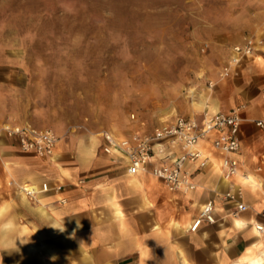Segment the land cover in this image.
I'll use <instances>...</instances> for the list:
<instances>
[{"label": "rangeland", "instance_id": "obj_1", "mask_svg": "<svg viewBox=\"0 0 264 264\" xmlns=\"http://www.w3.org/2000/svg\"><path fill=\"white\" fill-rule=\"evenodd\" d=\"M247 37L264 45V0H0V102L59 137L149 130L199 93L240 105L220 71Z\"/></svg>", "mask_w": 264, "mask_h": 264}, {"label": "crops", "instance_id": "obj_2", "mask_svg": "<svg viewBox=\"0 0 264 264\" xmlns=\"http://www.w3.org/2000/svg\"><path fill=\"white\" fill-rule=\"evenodd\" d=\"M237 69L230 102L246 105L245 118H264V45ZM198 96L190 102L194 112L208 104L211 111L233 107L219 104L208 92ZM9 119L5 102H0V126ZM251 125L242 124L236 154L239 174L249 173L252 181L243 183L235 176L244 185L248 205L240 219L229 215L232 203L218 200L226 183L215 152L208 151L211 160L203 166L188 164L197 187L185 194L169 191L149 174H129L125 163L99 149V136L63 132L51 159L23 152L12 138L0 136V243L30 237L25 245L17 240L19 251L3 253L0 264H231L252 242L262 241L251 225L264 223L260 192L251 183L264 184V129ZM42 182L63 187L33 199L20 189L26 183L38 188ZM210 198L215 200L216 222L190 231ZM62 221L64 232L50 227Z\"/></svg>", "mask_w": 264, "mask_h": 264}, {"label": "built area", "instance_id": "obj_3", "mask_svg": "<svg viewBox=\"0 0 264 264\" xmlns=\"http://www.w3.org/2000/svg\"><path fill=\"white\" fill-rule=\"evenodd\" d=\"M254 37H247L243 42L234 44L228 56L227 63L222 66L221 77L238 75V66L242 60L252 56L257 50ZM209 85L212 82L209 81ZM244 103L227 110H217L212 113L201 111L186 115L176 114L158 120L149 130H136L127 134H115L103 130L98 132L100 137L99 149L114 158L115 162H123L129 174L144 173L161 180L169 191H181L185 194L197 187L193 172L188 164L199 162L205 165L211 160L210 152L219 154V170L226 188L218 196L220 202L234 205L229 213L231 218L240 219V213L248 208L244 201V185L235 180L240 172L239 160L236 157L241 150L242 124L252 122L259 129H264V118H245ZM0 136L12 138L23 152L34 153L41 158L51 159L60 140L59 135L49 127H38L30 124L8 121L0 126ZM208 149V150H207ZM210 151V152H208ZM261 170V165L255 168ZM249 180V173H241ZM250 181V182H249ZM79 182H83L80 179ZM261 196L264 217V184L255 183ZM62 183L51 186L42 182L37 188L33 184L20 186L22 192L33 199L40 192L53 189L62 190ZM65 202L64 198L59 199ZM215 200L207 199L200 207L199 213L189 226L195 231L203 222L214 223ZM254 234L262 238V256H264V223L251 222Z\"/></svg>", "mask_w": 264, "mask_h": 264}, {"label": "bare ground", "instance_id": "obj_4", "mask_svg": "<svg viewBox=\"0 0 264 264\" xmlns=\"http://www.w3.org/2000/svg\"><path fill=\"white\" fill-rule=\"evenodd\" d=\"M195 105H198V104H195ZM205 109H206L207 113L214 112V111H211L209 104L205 108H202L200 111H204ZM200 111H198V112H200ZM164 112H165V114L170 115L171 113H174L175 110H174V108L170 107V108L166 109ZM165 117H167V116H163V117H161V119H163ZM239 176L242 177L240 180L241 182L245 183L247 181L246 178L244 179V176H242V174L241 175L239 174ZM251 184L255 185L254 183H251ZM253 231L255 232L254 229H253ZM231 264H264V256H262V242H261V240H256V241L252 242L251 245H248L245 248V250L243 251V253Z\"/></svg>", "mask_w": 264, "mask_h": 264}, {"label": "clouds", "instance_id": "obj_5", "mask_svg": "<svg viewBox=\"0 0 264 264\" xmlns=\"http://www.w3.org/2000/svg\"><path fill=\"white\" fill-rule=\"evenodd\" d=\"M77 226H79L78 222H77ZM50 227L57 229L60 232H64L66 230L63 221L61 222V226H59V227H54V226H50ZM17 240H19L20 245H25V244L29 243L30 237L15 238L12 240V242L10 244L0 243V257H3L2 254L5 252H9V253H11L13 251L18 252L19 248H18L17 243H16Z\"/></svg>", "mask_w": 264, "mask_h": 264}]
</instances>
